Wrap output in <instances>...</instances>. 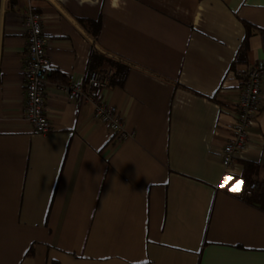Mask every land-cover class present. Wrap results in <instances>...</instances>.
<instances>
[{
  "label": "crops",
  "instance_id": "obj_1",
  "mask_svg": "<svg viewBox=\"0 0 264 264\" xmlns=\"http://www.w3.org/2000/svg\"><path fill=\"white\" fill-rule=\"evenodd\" d=\"M27 5L52 68L45 135L23 117ZM93 45L130 67L104 93L133 133L119 144L60 87L85 82ZM263 57L264 0H0V264H264V187L245 195L264 185V92L221 164Z\"/></svg>",
  "mask_w": 264,
  "mask_h": 264
},
{
  "label": "built area",
  "instance_id": "obj_2",
  "mask_svg": "<svg viewBox=\"0 0 264 264\" xmlns=\"http://www.w3.org/2000/svg\"><path fill=\"white\" fill-rule=\"evenodd\" d=\"M20 21L25 33V63L21 67L23 77V117L38 134L51 131L46 113V96L52 74L48 55V40L44 36L42 16L32 5L22 11ZM109 68L89 71L83 84L70 77L61 85L65 98L70 103H92V122L104 125L114 136L115 144L132 137L124 129V120L118 109L104 100V93L111 89ZM264 92V57L251 64L245 72V81L239 89L233 113L234 121L222 147L221 164L224 176L229 175L236 155L249 143L248 130L258 119L261 97ZM264 185L254 181L245 190L246 196L261 191Z\"/></svg>",
  "mask_w": 264,
  "mask_h": 264
},
{
  "label": "trees",
  "instance_id": "obj_3",
  "mask_svg": "<svg viewBox=\"0 0 264 264\" xmlns=\"http://www.w3.org/2000/svg\"><path fill=\"white\" fill-rule=\"evenodd\" d=\"M245 26H246V29L249 31L251 27L249 25H245ZM96 27L97 29H96V32L94 33L95 36L99 31L98 25ZM245 43L246 41H244L241 51L245 50ZM241 53L238 55V57L242 56ZM105 68H109L113 72L111 79H110L111 84L121 85L124 82L130 67L126 62L121 61L120 59H117L107 53H104L103 51H99V49L96 48L95 45H93L90 59H89L90 71L103 70ZM259 194H261L262 202H264L263 191H261Z\"/></svg>",
  "mask_w": 264,
  "mask_h": 264
},
{
  "label": "snow or ice",
  "instance_id": "obj_4",
  "mask_svg": "<svg viewBox=\"0 0 264 264\" xmlns=\"http://www.w3.org/2000/svg\"><path fill=\"white\" fill-rule=\"evenodd\" d=\"M241 183H242L241 181H238V182H237V186L234 187L232 190H233V191H239V185H240Z\"/></svg>",
  "mask_w": 264,
  "mask_h": 264
}]
</instances>
